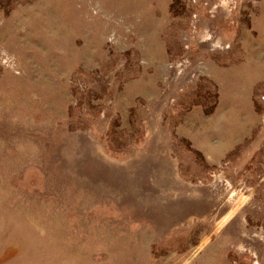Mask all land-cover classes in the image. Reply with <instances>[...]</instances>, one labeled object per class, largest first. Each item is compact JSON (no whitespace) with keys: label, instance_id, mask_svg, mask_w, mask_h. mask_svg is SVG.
<instances>
[{"label":"rangeland","instance_id":"1","mask_svg":"<svg viewBox=\"0 0 264 264\" xmlns=\"http://www.w3.org/2000/svg\"><path fill=\"white\" fill-rule=\"evenodd\" d=\"M263 41L264 0H0V264H264Z\"/></svg>","mask_w":264,"mask_h":264},{"label":"bare ground","instance_id":"2","mask_svg":"<svg viewBox=\"0 0 264 264\" xmlns=\"http://www.w3.org/2000/svg\"><path fill=\"white\" fill-rule=\"evenodd\" d=\"M264 42V41H263ZM259 43H260V41H259ZM261 47V46H260Z\"/></svg>","mask_w":264,"mask_h":264}]
</instances>
